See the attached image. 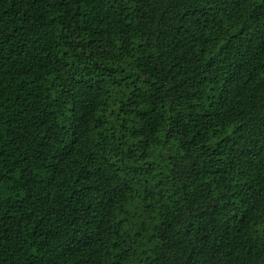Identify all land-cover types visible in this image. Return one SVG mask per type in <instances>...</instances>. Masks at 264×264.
Returning <instances> with one entry per match:
<instances>
[{"label":"trees","instance_id":"16d2710c","mask_svg":"<svg viewBox=\"0 0 264 264\" xmlns=\"http://www.w3.org/2000/svg\"><path fill=\"white\" fill-rule=\"evenodd\" d=\"M0 264H264V0H0Z\"/></svg>","mask_w":264,"mask_h":264}]
</instances>
